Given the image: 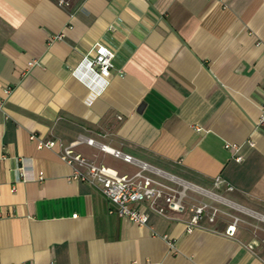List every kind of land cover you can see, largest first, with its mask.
Masks as SVG:
<instances>
[{
	"label": "crops",
	"instance_id": "0c3cea01",
	"mask_svg": "<svg viewBox=\"0 0 264 264\" xmlns=\"http://www.w3.org/2000/svg\"><path fill=\"white\" fill-rule=\"evenodd\" d=\"M68 1L0 0V264H264V0ZM96 42L114 53L102 89L73 73ZM92 136L185 186V208L137 202L143 224L109 211L69 178L60 143L118 173L138 165ZM210 199L223 212L187 231Z\"/></svg>",
	"mask_w": 264,
	"mask_h": 264
},
{
	"label": "built area",
	"instance_id": "2783aa9c",
	"mask_svg": "<svg viewBox=\"0 0 264 264\" xmlns=\"http://www.w3.org/2000/svg\"><path fill=\"white\" fill-rule=\"evenodd\" d=\"M61 6L69 5L68 0H57ZM63 32L49 33L48 41H54L63 37ZM114 53L103 44L96 42L87 53H85L73 69V73L89 86L94 81H100V89L108 83L110 68L113 65ZM29 65L35 64L33 60ZM88 75V77L84 76ZM2 105L0 104V107ZM264 123V101L260 104V112L257 124ZM31 139H37L38 147L52 148L56 141L53 139H44L37 137L34 133L30 135ZM86 143L97 146L101 151L110 153L124 161L138 165V169L133 173H118L111 167L96 163L87 158L81 152L74 149L78 140L68 144L60 143L58 151L59 159L72 167L70 179L82 180L99 189L102 194L111 203L109 211L117 213L119 216L129 219L133 222L143 224L148 218V214L134 206L137 202H145L149 208L156 213L167 216V207L182 211L185 208V199L189 196L186 187L178 188L173 182L172 177H166L158 169L145 161H141L129 153L109 146L106 143L97 141L92 137L85 139ZM237 149V144H232ZM236 160H241L237 155ZM43 172L39 171L37 178L42 179ZM224 180L216 177L213 182L216 186L222 184ZM228 189L232 187L227 185ZM201 191V190H200ZM191 216L187 220L186 230L191 231L195 226L200 225L204 220L214 222L218 215L223 212L215 204L205 200H199L191 208ZM239 217L232 216L230 222L226 224L225 233L234 235ZM137 264V263H133Z\"/></svg>",
	"mask_w": 264,
	"mask_h": 264
},
{
	"label": "rangeland",
	"instance_id": "374dc122",
	"mask_svg": "<svg viewBox=\"0 0 264 264\" xmlns=\"http://www.w3.org/2000/svg\"><path fill=\"white\" fill-rule=\"evenodd\" d=\"M215 192H218V190L217 189H215ZM219 193V192H218ZM206 201H208L209 203H212V204H215V205H217L218 204V201L216 202L215 200H206ZM195 203H197V202H195ZM217 203V204H216ZM218 205H220V204H218ZM221 208V207H220ZM223 209V208H222ZM226 211V210H225ZM227 212L228 213H230L231 215H233V216H237V217H241L242 215H240L239 214V212L238 211H236L235 209H231V208H228L227 209ZM221 220H223L224 222H226V221H228V218H227V216H225V217H221L220 218ZM244 219H246L248 222L249 221H251V220H249V219H247V218H244ZM244 224H246V223H244ZM261 224V223H260ZM246 225H249V223H247ZM261 226H264V223H262L261 224ZM260 231H264V229H261Z\"/></svg>",
	"mask_w": 264,
	"mask_h": 264
}]
</instances>
